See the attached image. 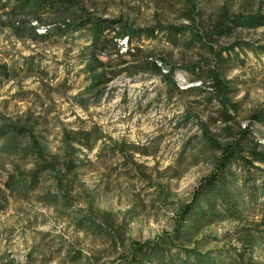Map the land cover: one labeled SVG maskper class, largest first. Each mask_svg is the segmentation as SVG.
Segmentation results:
<instances>
[{
  "label": "rangeland",
  "instance_id": "obj_1",
  "mask_svg": "<svg viewBox=\"0 0 264 264\" xmlns=\"http://www.w3.org/2000/svg\"><path fill=\"white\" fill-rule=\"evenodd\" d=\"M78 1L96 16L118 18L133 30L187 24L208 34L215 49L237 41L264 46V28L225 24L258 8L264 14V0ZM44 22L50 31L37 41L17 39L0 26V63L17 72L0 81V126H27L43 154L37 159L9 152L27 145L26 137L0 139V264H127L135 244L174 238L181 207L219 155L203 141V129L225 143L239 140L245 127L244 149L264 148V124L254 120L264 116V54L240 51L242 63L225 65L236 105L224 122L217 119L218 104L207 89H187L198 83H190L182 66L211 62L206 52L176 47L162 33L134 39L125 51L123 38L117 42L119 56L107 51L106 69L114 77L98 98L85 92L83 32L58 35V20ZM147 58L173 65L176 87L153 71H141ZM80 100L86 104L78 105ZM75 132L84 133L92 147L75 142ZM42 162H52L53 170L38 171ZM238 167L235 163L232 170L239 176ZM19 174L27 181L36 177L19 188L14 183ZM250 208L246 204L241 215L202 221L174 243L196 247L223 264H264V198Z\"/></svg>",
  "mask_w": 264,
  "mask_h": 264
},
{
  "label": "trees",
  "instance_id": "obj_2",
  "mask_svg": "<svg viewBox=\"0 0 264 264\" xmlns=\"http://www.w3.org/2000/svg\"><path fill=\"white\" fill-rule=\"evenodd\" d=\"M192 6L191 2L186 3ZM264 6V4H260ZM262 8L246 15H235L226 21L230 29L258 30L264 28V14ZM4 18L0 16V26L9 29L17 39L29 38L32 41L45 40L49 33V23L44 21L58 20L56 28L58 35L71 32H83L88 44L82 48L84 66L82 71L88 81L86 93L100 97L106 84L113 79V75L107 72L110 66V57L107 51H114L119 56L118 41L125 39L128 51L134 39H154L157 33H162L168 42L176 47L186 49H198L211 55V62H197L182 66L183 72L188 75L190 83L189 90L207 89L211 100L218 104L217 119L228 122L232 119L230 113L235 107L231 102L232 93L236 87L232 80L226 79L225 65L230 62L236 65L242 63L239 56L240 51H249L253 55L264 54V46L253 45L244 41H237L228 46L215 49L208 34L191 29L189 25L181 26H154L150 28L133 30L118 18H102L88 11L78 0H7L0 5ZM17 18H20L19 20ZM38 27H43V32H37ZM218 35H221L218 33ZM207 37V39L205 38ZM100 55L106 56V61L99 59ZM239 59V60H238ZM145 67L141 71H153L169 86L176 87L175 68L163 59H145L142 62ZM31 68L32 63L26 64ZM16 71L11 70L6 63H0V81L16 76ZM136 72H131L133 75ZM179 90V89H178ZM184 89H180L183 91ZM86 100L78 101V105L84 106ZM254 120L264 124V116H254ZM226 124V123H224ZM247 128L240 129L239 140L220 143L209 135L205 128L202 130L203 141L211 150L218 151L219 155L213 162L212 169L204 176L195 188L192 200L183 205L180 211L178 226L174 231V238L161 239L154 242L138 243L133 246L130 259L127 264H223V261L204 257L198 248H180L174 240H180L183 235H188L191 229L203 224L202 221L212 222L227 217L241 215L245 211V205L251 207L258 197L264 198V148L256 144L252 150H245L243 141L246 137ZM84 133L73 134L74 141L91 148L92 144ZM2 137L22 138L26 137L29 143L25 146L16 145L10 153L23 155H34L42 159V146L36 140L31 130L25 125L7 123L0 126V139ZM66 143H70L69 136H65ZM70 150V148L67 146ZM239 164V176L233 172V164ZM67 165V164H66ZM261 165V166H260ZM50 168L53 170L52 162H42L39 170ZM37 173V171H35ZM25 180L22 174L14 182L19 188L26 187L30 179ZM246 195V200L245 199ZM191 220L190 225H185ZM185 228V229H183ZM185 256L180 258V254ZM226 264H232L230 261Z\"/></svg>",
  "mask_w": 264,
  "mask_h": 264
}]
</instances>
